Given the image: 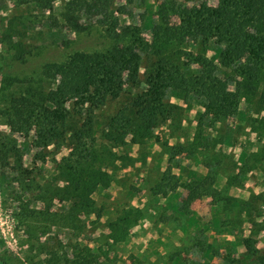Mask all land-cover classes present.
<instances>
[{
	"label": "trees",
	"instance_id": "obj_1",
	"mask_svg": "<svg viewBox=\"0 0 264 264\" xmlns=\"http://www.w3.org/2000/svg\"><path fill=\"white\" fill-rule=\"evenodd\" d=\"M52 1L18 0L46 10L47 15L43 12L41 18L47 27L49 44L44 38L41 43H33L26 23L20 21L24 16L19 14L4 21L6 29L1 32V42L10 54L8 59L0 57L3 60V66L0 63L2 121L10 134L32 131V141L38 149L36 159L45 158L50 146L69 148L55 162L53 178L45 183L44 195L40 198L57 197L67 202V207L60 213L45 211L39 215L31 200L20 205L22 222L33 233L31 236L36 239L34 232L48 223L63 225L71 235L74 230L79 234L91 214L95 218L102 216V206L96 203L94 193L109 196L106 190L112 182V171L115 173L136 162L145 166L147 142H159L155 128L179 117L182 107L169 100L168 95L188 102L200 101L203 111L198 123L204 125L197 126L192 137L186 140L189 144L185 154L183 143L177 146L167 141L162 143L167 147L163 154L167 155L168 165L158 170V177L146 187L153 201L143 195L147 201L140 207L124 204L114 216L106 217L103 234L107 249L99 246L91 250L84 246L78 250L74 243L71 250L75 256L67 257L58 255L55 248L61 250L62 246L57 241L60 245L51 244L48 256L36 263L105 264L103 258L115 251L114 246L124 243L130 229L140 221L147 216H158L160 222L164 221L166 217L162 218L161 214L166 215L165 206H159V199L173 197L180 189L200 188L213 196L211 208L221 235L222 229L245 219L264 230V224L262 227L256 221L263 213L259 209L264 202L263 195L249 192L248 197H241L231 192L243 184L239 174L245 176L248 169L258 168L260 161H264V147L249 153L242 151L238 157L240 162L225 155L223 159L227 160L222 161L214 148L218 139L212 140L204 128L238 112L246 114L257 96L264 100V0H217L215 6L158 1L157 20L151 28L150 40L141 35L144 24L120 23L118 14H123L124 9L114 10V0H64L56 10ZM124 2L130 4L132 0ZM169 14L176 16L178 23L170 24ZM66 32L91 41L89 45L78 46ZM37 33L41 35L43 30ZM187 46L195 50L194 55ZM58 48L65 52L61 59L47 58V51ZM208 50L213 52L212 57L206 54ZM242 100L247 102L245 110L240 109ZM97 110H101L98 115ZM223 129L225 134L220 133V143H226L229 138L233 142L231 135L226 134L227 126ZM134 145L140 147L139 156L128 164L117 165V160L130 158L129 151ZM116 149L124 155L117 154ZM10 151L19 152L13 140L0 134L2 165L8 164ZM253 160L255 164L251 165ZM181 162H185L186 169H182ZM192 163L197 164L195 171ZM229 164L232 168H228ZM175 167L178 172L173 171ZM19 168L22 173L29 172ZM227 168L234 175V183L223 189ZM260 172L264 182V166ZM122 180H128L127 175ZM220 180L224 183L221 190L217 188ZM255 203L260 206H253ZM247 204L256 212L242 217ZM175 213L179 214L180 209L170 214ZM46 215L47 223L43 221ZM204 226L208 228V224ZM195 230L193 243H204V228L199 226ZM238 234L237 245L242 246L243 253L237 258L226 255L221 264H264V249L257 246L254 233ZM217 241L220 242L218 238ZM209 244H205L206 249ZM39 245L37 254L46 250L43 245L48 246Z\"/></svg>",
	"mask_w": 264,
	"mask_h": 264
},
{
	"label": "rangeland",
	"instance_id": "obj_2",
	"mask_svg": "<svg viewBox=\"0 0 264 264\" xmlns=\"http://www.w3.org/2000/svg\"><path fill=\"white\" fill-rule=\"evenodd\" d=\"M63 1L64 0H53L52 5L54 9H58ZM158 1L162 0H132L130 4H126L124 0H114L113 5L114 10L119 7L124 9L123 14L130 13L131 17L128 16L129 22L133 23L134 21L142 25L145 23L141 35L144 39L150 40L151 28L157 20L155 12ZM174 1L177 3H185L187 6H215L217 3V0ZM27 4L28 3L22 4L18 2V0H0V57L8 59L10 56L6 50V45L1 42V32L6 29V24L3 22H6L8 19L18 14L24 16V19L20 21L26 23L28 27V36L31 37L33 43H41V38H44L47 39L46 43L49 44V36L46 32L47 27L43 24V19L41 18V13L44 12V15H47L45 12L46 10ZM144 8L145 10L143 11ZM25 16L29 18L26 19ZM118 18L120 23H125L127 21L126 16L122 14H118ZM168 20L170 24L178 23V18L172 14H169ZM40 25H42V27H40ZM18 29L23 30L20 26H18ZM39 29L43 30L41 35L37 33ZM66 35L70 40L75 39L78 46L89 45L91 41L88 37H82L81 35L75 36L74 32H66ZM186 49L191 55L195 54L193 48L187 46ZM63 53L65 52L59 48L54 50L51 49L46 52V56L50 59H61ZM206 54L212 57L213 52L208 50ZM0 63L3 66L2 59H0ZM168 97L169 100L181 105L182 109L177 119L173 121L167 120L165 123L155 128L154 131L159 136L158 144L152 142L153 140L151 139V141L147 142L146 148L156 149L158 157L163 154V151L167 150V147L162 145L165 141L175 146L183 143L182 145L185 146V154L186 144H189L186 140L192 137L197 126H201L202 128L204 125V123L201 125L198 123L203 111L202 106L199 104L200 101L191 100L188 102V100L175 98L172 95H168ZM257 97L258 98L253 102L252 108L246 111V114L238 112L235 116H231L222 122H217L209 128L204 127L207 128V132L210 133L212 140L215 138L218 139L219 142L214 148L217 152L216 156L219 158L221 156L222 161L227 160L223 159L225 155L228 159L233 157L240 162L238 157L242 151L249 153L264 147V120H262L264 117V100L263 98H259V96ZM246 104L247 102L242 100L240 109L245 110ZM2 105L3 101L0 98V107ZM68 105L71 107L70 103ZM100 111L101 110H97L96 114H100ZM2 120L3 119L0 117V134L13 140L19 151L17 154L12 151L8 153L7 165H2V162H0V255L3 256V264H38L36 260L47 257V251L53 243L56 245H60L61 243V250L58 247L55 249H57L58 255L62 256L66 254L67 257L75 256V253L71 250V246L74 245V243H77L76 246L78 250L84 246H88L91 250H95V248L99 246H102L103 249H107V246H104L106 240L103 234L106 233V229L103 226L106 217L111 215L114 216L116 210L121 207V205L130 204L140 207L143 202H146L148 199L152 200L153 197L148 193L146 187H149V185L155 181L154 179L158 177L159 167L148 169L149 165L147 161L145 162V166L139 162H136L133 166L129 164L128 166L117 169L115 173L114 171L111 172L112 182L106 190L109 196L105 197L103 192L94 193L96 203L102 206V216L100 218H95V216L91 214L86 219L85 225L82 226L81 232L78 234V231L74 230V235H71V231L63 225L53 226L48 223L34 232L36 240L34 236H31L33 233L26 230V223L22 222L20 205L22 201L31 200L32 206L37 211L36 214L39 212V215L41 212L45 211L60 213L67 207L68 203L57 197L52 200H41L40 198L44 193L43 187L45 183L53 178L55 173V162L63 155H66L69 148L61 147L55 149L50 146L48 148L49 153L45 158L41 160L36 159L35 154L38 149L32 141V131L28 133L10 134L9 127L4 124ZM224 126H227L226 134L231 135L233 142L229 138L226 143H220L219 137L225 134V130L223 129ZM176 129H178L179 132H176ZM179 136L180 138L178 139L177 137ZM128 138L129 137H127V139ZM130 147H128L129 150ZM139 149L140 147L138 148L137 145H134L131 151H129L130 158L126 160L125 158L117 160V165H121V163L124 162H126V164L130 163L132 161L131 159L139 156ZM115 151L117 154L124 155L122 150L116 149ZM18 163L20 165L19 167L27 169L29 172L22 173V170L17 167ZM184 163L185 162H181L182 169H186L183 168L185 165ZM250 163L253 165L255 161H250ZM159 165L163 166L164 163ZM263 166L264 161H260L258 168L248 169L245 172V176L239 174V179L243 180V184L241 188L232 190V194L248 197L247 195L251 192L253 194H262V197H264V182L260 172ZM192 168L194 171L198 169L197 164L192 163ZM228 168H232L230 164ZM228 168L225 172V186L223 189L228 184L234 183V175L231 173V169ZM173 170L178 172V168H174ZM201 173L203 172L201 171ZM126 175H128V180L122 181ZM224 183L222 184L220 180L217 188L220 187L219 190H221V186L224 185ZM179 191L180 192L173 197L169 195L160 198L158 203L159 206L162 207L166 199H170V209H180L179 214L177 213L175 216L161 214L162 218H164V216L170 218H165L162 222L158 220V216H147L146 219H143L130 229L129 237L124 243L114 246L115 251L108 252L107 257L103 258L105 264H204V261H207V263L209 262V264H221L222 259L226 255L237 258L243 253L242 246L237 245V235H239L238 233L246 235L249 231L254 233L257 246L260 249H264V230L259 229L260 225H251L250 220L248 221L245 219L244 222H237L230 227H225L222 229L221 235L219 233L220 231L217 229L218 221L215 218V211L212 210L211 202H209L210 200L212 201L213 196L211 194L206 196L200 188H193L192 190L180 189ZM143 195H148L147 200H145L146 198H144ZM255 205L260 206V204L257 203L253 206ZM259 209L260 211L262 210L263 213L261 212L262 214L257 216L256 221L263 227L264 202ZM255 212L256 209H252L249 204H247L242 210L241 216H251L255 214ZM151 215H153L152 211ZM45 217L43 221L45 223L49 222L47 215ZM193 218L199 219L200 221H193ZM38 220H40V217ZM37 222L38 221H35V223ZM56 223H60V221ZM207 224L208 228L204 226ZM199 226L205 230L206 235L202 236L205 242L195 245L191 240L193 236L192 233H194L196 231L195 229ZM47 231L49 232L47 233ZM217 238L220 242L217 241ZM57 241H60V243H57ZM208 242L211 244H209V247L206 249L205 244ZM39 243H46L48 246L43 245L46 250L37 254V249L40 247V245L38 246ZM57 264L62 263L59 262Z\"/></svg>",
	"mask_w": 264,
	"mask_h": 264
},
{
	"label": "crops",
	"instance_id": "obj_3",
	"mask_svg": "<svg viewBox=\"0 0 264 264\" xmlns=\"http://www.w3.org/2000/svg\"><path fill=\"white\" fill-rule=\"evenodd\" d=\"M145 10V8L143 9V11ZM156 13V12H155ZM122 15H124V16H126V22H128L129 23V21H128V16L129 17H131V15H130V13H127V14H122ZM156 15H157V13H156ZM144 25H145V23H144ZM148 145H149V143H148ZM158 148H159V146H158ZM147 152H148V155H147V157H146V161L148 162V169L150 168V169H155V167L157 168V167H159V170H164L165 168H166V166L168 165V158H167V155L166 154H162V155H160V157H158V154H157V151H156V149H150V148H148L147 149ZM162 161V162H161ZM162 163H164V165L162 166V165H159V164H162ZM146 164V163H145ZM162 166V167H161ZM175 168H177V167H175ZM174 169V168H173ZM174 171V170H173ZM175 172V171H174ZM127 177H128V175H127ZM123 181V180H122ZM181 190H184V189H181ZM177 191H179V190H177ZM180 192V191H179ZM209 194H206V196H208ZM171 200L170 199H166V201H165V203H164V206H165V208H164V210H165V212H166V215L168 216V215H171L170 213H172L173 211H176V210H171L170 209V204H169V202H170ZM211 201V200H210ZM209 201V202H210ZM179 208V207H178ZM198 214H201V213H198ZM175 215H177V213H175V214H173V216H175ZM168 217H166V219H167ZM168 219H170V218H168Z\"/></svg>",
	"mask_w": 264,
	"mask_h": 264
},
{
	"label": "flooded vegetation",
	"instance_id": "obj_4",
	"mask_svg": "<svg viewBox=\"0 0 264 264\" xmlns=\"http://www.w3.org/2000/svg\"><path fill=\"white\" fill-rule=\"evenodd\" d=\"M3 256L2 255H0V264H3Z\"/></svg>",
	"mask_w": 264,
	"mask_h": 264
}]
</instances>
